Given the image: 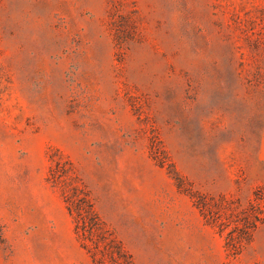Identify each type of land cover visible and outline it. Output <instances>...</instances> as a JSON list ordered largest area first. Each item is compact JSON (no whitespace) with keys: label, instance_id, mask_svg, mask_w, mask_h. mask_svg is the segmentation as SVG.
Masks as SVG:
<instances>
[{"label":"rangeland","instance_id":"374dc122","mask_svg":"<svg viewBox=\"0 0 264 264\" xmlns=\"http://www.w3.org/2000/svg\"><path fill=\"white\" fill-rule=\"evenodd\" d=\"M90 207L133 264H264V0H0V264H99Z\"/></svg>","mask_w":264,"mask_h":264},{"label":"trees","instance_id":"16d2710c","mask_svg":"<svg viewBox=\"0 0 264 264\" xmlns=\"http://www.w3.org/2000/svg\"><path fill=\"white\" fill-rule=\"evenodd\" d=\"M61 176V175H60ZM58 179V178H57ZM65 199L69 203V210L70 206L78 204L81 205L83 203L90 204V201L79 186L75 185L71 192L64 190ZM79 208L76 212V221L77 224L75 226L76 231H80V235L83 238V244L87 247L88 251L91 252L93 259H97L99 264H107L103 257H97L96 254L100 253L102 255H108L115 264H133V262L129 258H121L122 255H125L122 249V246L114 237L111 236L109 230L105 228L102 221L99 219L97 212L92 208ZM255 228V222L253 220H248L245 224L244 232L245 238L248 239L250 236V230ZM100 231V234H98ZM98 232V233H97ZM102 233L108 232V236H104ZM110 234V235H109ZM96 235L98 238H94ZM88 241H91L92 244H89ZM233 247H235L234 251H238V247L235 246V241L233 237H230L229 242ZM115 246V252L112 250V246ZM124 257V256H123Z\"/></svg>","mask_w":264,"mask_h":264}]
</instances>
